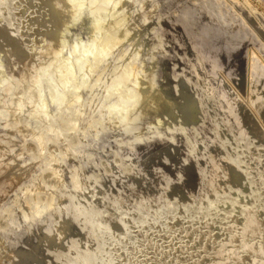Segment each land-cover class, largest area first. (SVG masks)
I'll return each mask as SVG.
<instances>
[{"label": "bare ground", "instance_id": "1", "mask_svg": "<svg viewBox=\"0 0 264 264\" xmlns=\"http://www.w3.org/2000/svg\"><path fill=\"white\" fill-rule=\"evenodd\" d=\"M0 5L1 16H5L9 4L2 1ZM133 5V0H116L112 13L125 8L126 16L120 23L113 22L102 47L121 45L127 40L130 29L138 27L137 34L116 60L135 57L140 53L138 41L144 36L146 23L154 20L155 24L161 25L156 31L164 34V40L156 47L155 42L150 41L154 51L147 68L154 67V73L142 78L141 73L132 72L128 66L119 71L111 68L103 72L102 86L117 96L116 101L105 107L101 117L93 118L92 123L84 126V135L74 148L67 142L57 144L53 163L59 165L61 149H69L70 154L79 151L80 163H86L89 157L92 162L89 170L83 173L86 179L96 162L106 157V151L116 141L118 149L104 162L105 168L87 193L82 195L77 184L74 195L56 191L55 199L49 196L46 204V208H53V213L42 212L34 227L16 224L4 233L0 243H5L4 248L9 252L6 264H118L119 260L112 258L106 246L109 248L118 243L121 220L132 216L137 226L156 218L157 230L167 213L174 214L172 224L181 221L185 205L189 207L187 215L204 216L209 207L215 206L218 196L227 195L229 204L244 194L256 203L241 209L228 241L219 245L213 243L209 250L202 249L195 258L183 264H264V206L261 204L264 201V153L250 144L252 139L260 142L264 139V23L258 24L237 5L227 7L224 0H139L134 9ZM68 9L64 7L61 18L66 17ZM98 9H106L105 0ZM36 13L33 11L31 17ZM56 22L50 16L41 29L44 40ZM96 31L97 26H92L90 35ZM8 40L9 59L19 72L26 65L21 59V46L9 27L0 34V44L8 43ZM164 44L168 45L167 50ZM80 45L77 40L72 48ZM92 52L98 59V50L92 47ZM48 57H52V66L56 67L59 53L50 50L44 56ZM41 61L33 64L37 70L27 80V91L22 90L26 80L17 87L14 95L19 100L18 110L23 108L28 96L36 93L31 84L42 73ZM154 74L164 80L163 86L155 90ZM91 75L93 71L89 70L86 89ZM75 84L72 82L74 87ZM246 85L249 86L248 102L241 94ZM131 88H136L139 94L127 93ZM167 91L169 95L161 100V92ZM141 98L146 100L145 109L137 110L136 102ZM56 101L58 94L54 93L52 102ZM98 106L99 103L88 104L82 113L94 114ZM157 106H172L165 112L186 122L164 131L168 119L159 118L154 132L134 129L132 120L140 115L145 117ZM115 110L119 112L114 126L116 138L101 142L102 136L97 135L89 144L87 136L94 131L103 132L107 116ZM76 125H71L70 131ZM127 128L132 134L139 132L144 141L127 149L121 146L122 140L117 139ZM17 134H20L19 130L12 132L7 142ZM58 134V128L52 125L46 136ZM22 135L28 139L29 130L23 131ZM184 136L186 142L182 141ZM237 139L248 152L244 167H239L234 158L233 144ZM45 152L42 148L37 151V156ZM14 176L12 174L7 181ZM58 188H65V183L57 185ZM232 188L238 190L236 195L229 193ZM33 190L38 194L42 186L38 184ZM97 202L103 203L101 208L95 207ZM72 203L76 205L74 209ZM38 209L33 208L25 222L33 219ZM205 223H208L207 219ZM125 231L126 228L124 233H127ZM106 232L114 238L112 243L105 244L102 233ZM169 238L167 244L159 245L157 264H177L179 260L174 259L175 253L189 251L198 245L189 240L183 245L179 240L185 242V239ZM145 255L144 248L142 260L137 263L145 264Z\"/></svg>", "mask_w": 264, "mask_h": 264}, {"label": "rangeland", "instance_id": "2", "mask_svg": "<svg viewBox=\"0 0 264 264\" xmlns=\"http://www.w3.org/2000/svg\"><path fill=\"white\" fill-rule=\"evenodd\" d=\"M2 1L8 2L9 9L5 16H1L0 12V34L7 27L10 28L13 38L21 46V59L26 67L24 66V69L17 72L15 63H11L8 56L10 41L0 44V238L16 224H21L25 228L34 227L42 212L53 213V208H46V204L49 196L55 199L56 191L58 194L71 196L74 195V187L77 184L78 187H76L82 195L84 192L87 193L89 186L105 168L104 162L117 151V141L111 145L108 152L106 151V157L96 162L93 172L92 166L90 167L92 174L86 179L83 173L88 171V167L92 165L90 157L86 163H80L79 151H73L70 154L69 149L65 151L66 148H64L60 151L61 160L57 165L53 163L57 144L67 142L74 148V145L84 135V126L92 123L93 118L101 117L105 107L116 101L117 96L109 88L102 86L105 71L111 68L119 71L124 66H128L132 72L141 73L142 78L150 77L155 71L154 67L147 68L150 55L154 51L151 39L155 42V47L164 40L163 32L156 31L161 25L155 24L154 20L148 21L143 29L144 36L138 41L139 44L141 43L140 53L138 52L139 54L135 57H126L123 61H119L116 60V56L122 54L128 41L137 34L138 27L130 29L127 40L121 45L102 47L105 34L110 30L113 22L120 23L126 16L125 8L112 13L116 0H105V10L98 9L102 0H0V4ZM133 1L132 9L138 6L139 0ZM224 4L229 8L237 5L243 10L242 12L249 13L251 19L256 20L258 24L264 23V0H224ZM65 6L69 8L68 13L65 18H61ZM33 11L37 13L31 17ZM50 16H53L57 22L46 37L47 39L44 40L41 29L46 25ZM92 26H97L94 35H90ZM77 40L81 45L72 48ZM92 47L98 50V59H95ZM167 48L168 45L164 44V49L167 50ZM50 50L59 53L60 57L56 67L52 66L54 63L52 57L44 58ZM101 53L104 54L101 55ZM39 61L42 62V73L38 80L31 84V87L36 89V93L28 96L23 108L18 110L19 100L14 94L20 82L24 80H26L27 88L22 87V90L27 91L29 87L27 80L37 70L33 64ZM28 66L30 68H27ZM89 70L93 71V75L86 89ZM154 79L156 81L154 90L163 86L164 80L161 76L156 78L154 74ZM72 82L76 83L75 87ZM54 93L58 94L56 102H52ZM127 93L139 94L136 88L127 89ZM248 93L249 86L246 85L241 94L247 102ZM168 95V91L161 92L159 98L164 100ZM141 99L136 102L137 110L145 109L146 100ZM92 103H99L95 113H82V110ZM171 107L159 108L157 106L145 117L136 116L132 120L134 129L139 132L148 130L154 132L157 128L156 121L159 118L168 119L164 131L175 125H184L186 121L183 118L165 112ZM118 115L117 110L110 113L106 118L103 132L102 130L91 132L87 136V142L89 144L93 142L97 135L102 136L101 142L116 138L114 126ZM74 123L77 125L70 131ZM52 125L58 128L59 134L48 137L46 135ZM15 130H19L20 134L8 143V137ZM25 130H29L28 139L23 138L22 132ZM139 132L132 134L127 128L126 131L121 132L117 140H122L121 146L127 149L134 143L144 141ZM186 140L187 137L184 136L182 141L186 142ZM250 144L260 153H264V139L261 142L252 139ZM233 147L236 149L234 158L237 164L239 167H244L247 164V150L240 139L234 142ZM42 148L46 149L45 154L37 156V151ZM12 174H15L14 178L7 181ZM63 183H65V188L57 190V185ZM249 183L251 184L250 178ZM38 184L42 186V190L34 194V186ZM237 192L236 188L229 190L230 194L236 195ZM227 201V195L218 196L215 206L209 207L204 216H199L198 213L187 215L189 207L185 205L184 217L181 221L176 225L172 224L171 218L174 214L167 213L161 219L162 225L157 230L156 218H150L136 226V220L132 216L127 217L125 221L122 217L120 224L122 229L118 236V243L109 248L106 246V250L111 253L113 259L119 260L118 264H139L137 262H140L142 250L145 248V264H157L159 245L161 244L162 247L167 244L168 240L170 241L169 237L171 240L185 239V242L179 240L183 242V245L187 244L188 240V242L198 243L189 251L181 250L175 253L174 259L179 260L177 264L180 262L183 264L195 258L202 249L209 250L213 243L219 245L227 242L230 234L235 230L241 209L245 206L252 207L256 203L255 199H247L245 194L229 204ZM261 204L264 206V201ZM102 205V202H97L95 207L101 208ZM37 207L39 209L35 217L25 222L27 214ZM71 207L74 209L75 203H72ZM206 219L208 223H205ZM125 228L127 233H124ZM102 235L105 244L112 243L114 240L108 232ZM4 245L5 243H0V264H6L9 259V252L5 250Z\"/></svg>", "mask_w": 264, "mask_h": 264}]
</instances>
